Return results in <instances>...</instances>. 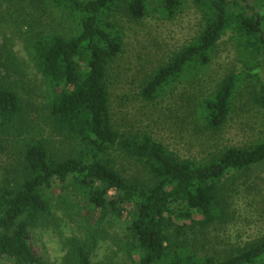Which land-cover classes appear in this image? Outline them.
I'll return each instance as SVG.
<instances>
[{
	"label": "trees",
	"instance_id": "trees-1",
	"mask_svg": "<svg viewBox=\"0 0 264 264\" xmlns=\"http://www.w3.org/2000/svg\"><path fill=\"white\" fill-rule=\"evenodd\" d=\"M193 1L202 11L200 31L156 69L140 95L152 101L206 66L219 38L231 30L244 46L247 67L226 74L198 106L206 129L219 131L241 83L264 70V0ZM50 2L67 12L74 33L39 32L29 56L49 92L50 126L72 153L57 155L48 140L30 132L23 139L18 176L0 182V263L45 264L26 237L31 229L54 228V212L63 210L79 234L66 238L60 264H93L98 244L109 236L106 226L117 218L125 224L119 247L134 264H264V237L222 256L200 253L188 240L189 231L226 222L232 199L227 184L264 163V140L224 146L197 160L179 156L149 134L120 131L112 121L108 80L110 64L124 46L114 17L122 11L138 21L148 14V0ZM184 2L161 5L172 17ZM252 99L264 108V83ZM24 109L18 91L0 76V129L16 128ZM124 158L145 176L128 174Z\"/></svg>",
	"mask_w": 264,
	"mask_h": 264
},
{
	"label": "rangeland",
	"instance_id": "rangeland-1",
	"mask_svg": "<svg viewBox=\"0 0 264 264\" xmlns=\"http://www.w3.org/2000/svg\"><path fill=\"white\" fill-rule=\"evenodd\" d=\"M201 12L193 0H185L182 10L172 17L164 13L161 0H148V14L138 21L118 11L114 19L124 33V46L108 70L114 126L127 134H149L179 156L197 160L224 146L243 147L264 140V108L252 99L264 83V70L241 83L233 110L219 131L206 129L198 115L199 102L215 91L226 74L247 67L244 46L231 30L219 38L206 66L184 75L152 101L140 95L156 69L200 31ZM73 25L67 12L50 0H0V76L18 91L25 108L23 120L14 126L21 132L13 127L0 129V182L18 176L19 148L29 132L48 140L57 155L72 153L68 141L50 126L49 92L29 52L39 32L72 34ZM252 71L257 72L258 67ZM121 161L128 174L145 176L133 161ZM227 185L232 199L226 222L188 232V240L200 253L222 256L264 237V163ZM54 213L58 218L54 228L31 229L26 237L45 264H60L66 238L79 234L63 210ZM110 224L106 226L109 236L93 253V264H134L126 249L119 247L125 224L119 218Z\"/></svg>",
	"mask_w": 264,
	"mask_h": 264
}]
</instances>
